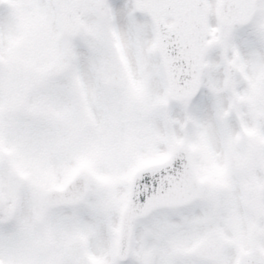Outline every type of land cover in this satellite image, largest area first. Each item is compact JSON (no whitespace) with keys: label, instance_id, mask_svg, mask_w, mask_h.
<instances>
[{"label":"snow or ice","instance_id":"1","mask_svg":"<svg viewBox=\"0 0 264 264\" xmlns=\"http://www.w3.org/2000/svg\"><path fill=\"white\" fill-rule=\"evenodd\" d=\"M5 10L0 264H264V56L233 43L264 46V0H132L127 32L109 0Z\"/></svg>","mask_w":264,"mask_h":264},{"label":"rangeland","instance_id":"2","mask_svg":"<svg viewBox=\"0 0 264 264\" xmlns=\"http://www.w3.org/2000/svg\"><path fill=\"white\" fill-rule=\"evenodd\" d=\"M110 6L113 8L115 14V23L117 28L122 32H127L129 29L128 11L131 9L132 0H109ZM135 21L140 25H150L151 21L149 18H136ZM212 26H215V20H212ZM146 33L148 36L151 35L150 29L146 28ZM233 43L240 52L242 58L246 61L253 60L257 56H264V46L260 45L256 38L251 34L250 29L237 27L233 34ZM230 55V54H229ZM208 62L212 65L221 64V50L219 48H214L211 50L208 56ZM212 78L214 80L222 81L223 67L219 68L217 71L212 73ZM244 86L241 85L239 90H243ZM213 99L210 96L207 88H205L203 97L199 100L193 101V108L196 114L202 119H206L207 108H213ZM226 103V101H225ZM173 118H183V113L179 108H173L172 110ZM235 125V123H234Z\"/></svg>","mask_w":264,"mask_h":264},{"label":"bare ground","instance_id":"3","mask_svg":"<svg viewBox=\"0 0 264 264\" xmlns=\"http://www.w3.org/2000/svg\"><path fill=\"white\" fill-rule=\"evenodd\" d=\"M119 29V28H118ZM212 114H213V110L212 109H208L207 111H206V119H208V118H210L211 116H212ZM235 122H233V124H234ZM235 126V125H234Z\"/></svg>","mask_w":264,"mask_h":264},{"label":"flooded vegetation","instance_id":"4","mask_svg":"<svg viewBox=\"0 0 264 264\" xmlns=\"http://www.w3.org/2000/svg\"><path fill=\"white\" fill-rule=\"evenodd\" d=\"M7 16V12L5 11H0V17H6Z\"/></svg>","mask_w":264,"mask_h":264}]
</instances>
